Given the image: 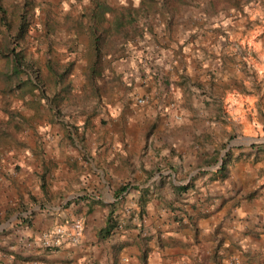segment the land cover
I'll return each instance as SVG.
<instances>
[{
    "label": "crops",
    "instance_id": "1",
    "mask_svg": "<svg viewBox=\"0 0 264 264\" xmlns=\"http://www.w3.org/2000/svg\"><path fill=\"white\" fill-rule=\"evenodd\" d=\"M172 24L139 46V60L156 49L165 65L130 62L123 73L133 90L167 98H144L111 122L85 115L37 146L0 148V264H264V175L250 141L262 136L233 140L222 102L232 87L223 70L231 27L214 22L208 30L224 32L215 41L199 23ZM193 74L214 89L192 85ZM70 217L84 222L80 241L43 246L42 234Z\"/></svg>",
    "mask_w": 264,
    "mask_h": 264
},
{
    "label": "rangeland",
    "instance_id": "2",
    "mask_svg": "<svg viewBox=\"0 0 264 264\" xmlns=\"http://www.w3.org/2000/svg\"><path fill=\"white\" fill-rule=\"evenodd\" d=\"M21 1H3L7 8L6 21L16 20L11 8ZM31 1L25 10L28 28L24 37L12 40L13 28L0 27V46L3 43H8L7 49L15 46L8 56L0 55V148L14 147V141L17 144L24 141L29 146L30 140H35L37 146L51 139L54 129L73 130L71 123L85 115L87 119L98 116L103 122H111L126 118L130 111L144 108L145 104L155 106L157 97L158 100L167 98V92L133 90L135 79L130 81L123 76L133 66H128L130 62L139 65L144 60L150 68L158 70L160 65H165L155 62L156 49L139 60L144 33L159 28L167 20L173 23L171 29L199 23L203 28L201 36L216 41L223 30L208 29L214 22L223 29L221 23L226 21L231 27L226 31L229 35L226 40L232 55L226 56L229 62L223 70L231 78L225 84L231 83L232 87L222 102L227 108L226 116L236 127L232 131L233 140L247 141L241 137L244 134L262 136L250 141L258 144L257 159L261 163L258 173L264 175V0ZM98 2L105 8L97 12L93 7ZM95 11L105 19L98 26L101 31L94 37L92 15ZM118 17L122 27L118 25ZM15 52L25 62L17 72L12 61ZM60 72H63L61 78ZM192 76V85L208 81L199 79L197 74ZM152 80L156 86L164 83L158 73L152 75ZM213 82V79L207 82L210 91L214 89ZM170 96L177 100L175 94ZM137 97L145 98L146 103L135 102ZM187 114L191 116L188 111ZM169 118L175 119L172 115ZM147 154L146 150L141 153ZM5 219L0 214V221Z\"/></svg>",
    "mask_w": 264,
    "mask_h": 264
},
{
    "label": "trees",
    "instance_id": "3",
    "mask_svg": "<svg viewBox=\"0 0 264 264\" xmlns=\"http://www.w3.org/2000/svg\"><path fill=\"white\" fill-rule=\"evenodd\" d=\"M4 0H0V27L2 25H5L7 26L8 28H13V35H12V40L14 39H20L21 37H24L25 34H26V30L28 28V20L26 18V9L28 8V3L30 2V5L33 3L31 0H22L21 3H17L14 5L16 6H12L11 10L14 11L16 14H15V17H16V20L15 21H12L10 22V20H7L6 21V12H7V8L4 7ZM97 6V7H96ZM14 8V9H13ZM105 6L100 4L99 2L94 5L93 9H97V12L100 11L101 9H104ZM97 12L95 11L92 15V19H93V27H92V31L94 32V34L97 32V31H101L98 26L100 24V22L105 19V17H102V15L100 14H97ZM118 25L122 27V20L119 19L118 17ZM104 30V28H103ZM96 36V34L94 35V37ZM18 43V42H16ZM6 47V48H5ZM15 46H13L12 48L10 47L9 49L8 48V43L6 44H2L0 46V55H3V56H8V52H10L12 49H14ZM98 52H99V49H98ZM100 53V52H99ZM12 61H13V69L15 72L19 71V68L21 66H23V64L25 63L23 61V56L20 54V53H13V56H12ZM63 75V72H60L58 74V77H62ZM226 154H227V151L225 152V154L223 155L222 157V163L220 165V168H224L225 167V164L227 162V157H226Z\"/></svg>",
    "mask_w": 264,
    "mask_h": 264
},
{
    "label": "built area",
    "instance_id": "4",
    "mask_svg": "<svg viewBox=\"0 0 264 264\" xmlns=\"http://www.w3.org/2000/svg\"><path fill=\"white\" fill-rule=\"evenodd\" d=\"M138 102L144 101L143 97L137 98ZM84 229V222L80 217L66 218L64 223L55 226L42 234V245L58 247L65 241L78 243Z\"/></svg>",
    "mask_w": 264,
    "mask_h": 264
}]
</instances>
